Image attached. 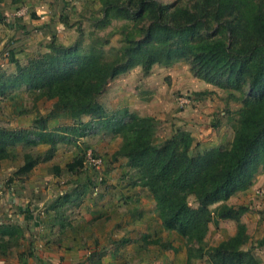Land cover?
Returning <instances> with one entry per match:
<instances>
[{
	"label": "trees",
	"instance_id": "trees-1",
	"mask_svg": "<svg viewBox=\"0 0 264 264\" xmlns=\"http://www.w3.org/2000/svg\"><path fill=\"white\" fill-rule=\"evenodd\" d=\"M183 1L180 5L159 0H99V16L89 20L92 31L105 30L115 21L123 23L119 30L122 46L114 58L106 55L107 39L92 36L85 44L83 31L78 29L75 43L66 46L52 35L49 51L25 65L9 54L8 62L16 70H0V97L26 87L39 98L55 100L54 108L68 113L84 131H105L119 137L121 144L115 156L126 159L134 185L146 189L154 200L162 228L191 245L186 264H194V260L260 264L255 255L241 248L247 240L244 226L214 247L208 248L205 240L210 224L239 221L246 209L225 203L236 193L248 190L257 175L264 174V0ZM180 61L189 64L194 77L227 91L226 102L240 104L229 145L192 153L194 139L182 130L156 145L155 118L140 116L128 108L108 113L98 101L112 80L135 67L147 74L155 65L170 67ZM85 116L89 120L82 122ZM44 122L42 119L26 129L0 127V163L10 158L16 146L39 144L49 146L43 160H51L60 136L48 131ZM73 129L63 128L62 132L72 133ZM38 162V158L25 154L15 175H29ZM83 164V158H79L66 169L74 174ZM76 197L77 193L75 197H58L48 205L47 212L64 217ZM189 197L197 207L189 205ZM21 211L32 217L29 210ZM23 233L21 225H0L1 240L7 238L0 244L2 253L10 243L19 245ZM149 237L142 236V241L177 251L158 240L149 242ZM128 242L124 239L119 244ZM21 264H25L23 260Z\"/></svg>",
	"mask_w": 264,
	"mask_h": 264
},
{
	"label": "rangeland",
	"instance_id": "rangeland-1",
	"mask_svg": "<svg viewBox=\"0 0 264 264\" xmlns=\"http://www.w3.org/2000/svg\"><path fill=\"white\" fill-rule=\"evenodd\" d=\"M159 1L184 4L183 0ZM79 2L82 1L79 0ZM97 6H99L98 3ZM97 16H99L98 7L93 6L92 11L89 12L73 10L72 17L69 19L66 16L58 18L60 24L67 23L70 28L65 31L57 25L54 31L57 36L65 38L67 45L75 43L78 38V29L83 31L85 44L92 36L107 39L109 44L105 48L106 55L114 58L116 50L122 46L119 30L123 23L115 21L105 30L92 31L89 20ZM73 27L74 30L71 29ZM70 34H73V37H70ZM110 48L115 50H109ZM9 68L7 65L3 66V69L8 72ZM228 94L224 89L194 77L189 64L186 61H180L170 67L155 65L147 74L140 67H135L112 80L98 97V101L108 113L128 108L140 116L155 118L157 130L154 142L156 145L168 140L177 130L190 133L196 145L192 149V153H195L202 150L200 144L210 148L222 144L228 145L233 139L240 104L234 100L226 102ZM181 98L188 103L180 105ZM54 104L55 100L39 98L36 92L28 91L26 87L12 90L7 96L0 97V127L26 129L36 126V122L44 119L47 130L58 133L60 136V142L57 143L51 160H43L49 146L39 144L36 147L16 146L11 151V157L0 164V225L23 224L22 219L26 214L21 210H29L31 214L34 213V216L38 214L41 216L36 229H31L34 225H22L24 233L19 245L10 243L3 250L4 253L0 250V264L1 262L5 264L4 261L10 263L15 259L16 253L19 255L24 253L27 256L31 250H36L31 246L33 241H30V238L33 239L34 234H43L42 222L46 219L48 205L65 194H72L75 197V193L78 194V198L76 197L75 203L70 205L65 216L71 217L73 213L70 209L71 211L75 209L78 213H74L77 217L74 219H81V222L86 224L87 217H95L98 213L104 212L101 204L106 203L109 204L106 206L107 213L98 214V219L104 216L114 219L141 218L138 226L146 224L150 229L148 234L150 237L147 241L158 240L162 244L177 249L176 252L167 248L162 249L159 245L146 244L141 238L133 244V247H143L145 252L136 256L132 246L128 250L130 242L123 245L125 249L119 252L120 242L118 241L113 242L107 239L104 242L93 241L98 253L85 258L87 264H186V252L191 245L175 232H168L162 228L155 214L154 200L147 194L146 189L134 185L133 172L127 166L126 159L115 156L121 139L105 131L98 134L84 131L68 113L55 109ZM195 116L200 117L194 121ZM88 120L89 117H82V122ZM199 124L217 126H212V131L209 130L202 136V140L210 136L209 143L198 142L200 141L199 126L197 127ZM70 127L74 128V132H62L63 128ZM25 154L39 159L37 166L33 169L36 173L33 176L31 173L25 177L16 176L15 173L24 163ZM89 154L102 161L99 169L87 162ZM79 158L84 160L83 167L76 169L74 174L69 173L66 169L67 165ZM254 182L255 179L252 185L255 184ZM27 183L30 188L26 187ZM255 186L253 191L250 190L251 194L242 196L238 192L235 194L237 197L235 201L225 203L234 207H244L246 212L239 221L219 220L217 224H210L205 243L208 248L214 247L221 241L234 237L239 227L244 226L247 240L241 248L250 251L257 257L260 264H264V195L257 194V190L264 189V175L261 184ZM43 201L46 203L43 204ZM188 202L191 207H197L192 197H189ZM112 207L114 208L111 209ZM108 218L104 220L107 221ZM141 229L144 230V228ZM137 238H139L138 235ZM2 240L0 238V244ZM111 248H116L115 252L119 254L115 255ZM193 263L208 264L203 260H194Z\"/></svg>",
	"mask_w": 264,
	"mask_h": 264
},
{
	"label": "crops",
	"instance_id": "crops-1",
	"mask_svg": "<svg viewBox=\"0 0 264 264\" xmlns=\"http://www.w3.org/2000/svg\"><path fill=\"white\" fill-rule=\"evenodd\" d=\"M81 1L80 3L79 0H0V70L6 71L3 69V66L5 67L6 65L10 67V71H6L7 73H13L16 70L15 65L8 62L7 57L9 54H11L14 60L20 65H25L29 59L47 53L49 51L48 47L52 35H55L57 38L56 40H59L57 43L67 46L65 38L57 36L54 29L57 28V25H60L61 29L65 31L70 27L62 22V24H60L58 18L66 16V18L69 19V17H72L73 10L89 12L92 11L93 6L95 8H100L99 0ZM93 3L95 5H93ZM97 3L99 6H97ZM20 9H25L26 11L23 17L16 16L17 11ZM54 25L56 27H54ZM71 29L74 30V27ZM71 32L75 34L74 31ZM70 37H73V34H70ZM155 72H157V70ZM197 117L200 116H195L193 120L195 121ZM214 124L212 126H216ZM198 126V137H200V141L198 142L209 143L211 139L210 136L203 140L202 136L204 134L206 135L207 131H212L213 127L211 124H199L197 127ZM200 148L203 150V148L209 147H203L200 144ZM11 151L10 157L12 154ZM35 173L36 171L33 170L31 172L32 176ZM263 175L264 174L257 175L254 182L255 184L248 190L242 193L240 192L239 194H242V196L247 193L251 194L250 190L253 191L256 187L255 185L261 184ZM26 187L30 188L28 183ZM147 194L149 195V193ZM235 197L234 195L227 201L232 203V201H235L237 198ZM44 203H46V201H43V204ZM101 205L104 212L100 213H107L106 206L109 204L104 203ZM113 208L114 207L111 209ZM70 212L73 213L71 217L67 215L62 218L55 217L54 213L51 211L47 212L46 219L42 222L44 224L43 234H34L33 239L30 238V241H33L31 242V246H33V249H36L31 250V257L27 258L23 255V258H21L22 255L16 253L15 259L10 261V263L4 261L5 264H21L22 260L25 264H87L85 258H89L98 253L97 248L93 245V241L104 242L106 239L113 242H120L124 239L128 240L131 243L128 250H130L132 246L133 253L136 256L145 252V249L133 247V244L140 240L142 236L150 233V229L146 224L138 226L139 221L142 220L141 218L134 219L131 217H123L114 219L104 216L101 217L102 219H98L97 217L100 215V213H98L99 215L97 214L95 217H87L85 219L86 224H83L81 219H74L77 218L74 213H78L75 209L73 211L70 209ZM65 213L67 214L68 212ZM38 215L34 216V213H32V217L30 218L25 215L22 219L23 224L18 225H34L31 229H36V225L39 224L41 218L40 214ZM105 218H108L107 221L104 220ZM141 228H144V230ZM137 235L139 238H137ZM25 239H27V237ZM123 248L124 246L120 244L118 248L119 252L122 251ZM113 251L115 252L116 248L112 249V252ZM119 252H115L114 254L118 255ZM1 264H3V262H1Z\"/></svg>",
	"mask_w": 264,
	"mask_h": 264
},
{
	"label": "built area",
	"instance_id": "built-area-1",
	"mask_svg": "<svg viewBox=\"0 0 264 264\" xmlns=\"http://www.w3.org/2000/svg\"><path fill=\"white\" fill-rule=\"evenodd\" d=\"M25 14H26L25 9H20L17 11L16 16L17 17H23ZM187 103H188L187 100H183L181 98L180 105L187 104ZM87 162H89L90 165H92L96 169H99L102 165V161L99 158H97L96 156H92L90 154L87 156ZM257 194L260 196H263L264 195V189L260 188L259 190H257Z\"/></svg>",
	"mask_w": 264,
	"mask_h": 264
}]
</instances>
